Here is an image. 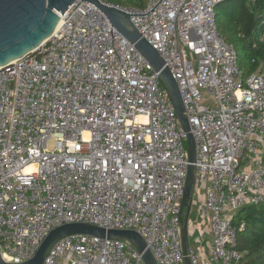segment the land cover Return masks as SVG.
Listing matches in <instances>:
<instances>
[{"label":"built area","instance_id":"built-area-1","mask_svg":"<svg viewBox=\"0 0 264 264\" xmlns=\"http://www.w3.org/2000/svg\"><path fill=\"white\" fill-rule=\"evenodd\" d=\"M130 15L175 79L196 148L198 216L215 264H239L232 214L264 205V72L244 76L219 33L225 0H144ZM30 53L0 66V254L32 258L49 232L83 222L135 230L157 264H209L186 254L181 201L186 134L151 64L91 0H75ZM49 141L53 142L50 149ZM197 228V229H196ZM144 264L129 242L59 239L43 264Z\"/></svg>","mask_w":264,"mask_h":264},{"label":"water","instance_id":"water-1","mask_svg":"<svg viewBox=\"0 0 264 264\" xmlns=\"http://www.w3.org/2000/svg\"><path fill=\"white\" fill-rule=\"evenodd\" d=\"M91 1L100 8L111 25L134 44L151 64L162 86L168 92L180 127L186 134L188 169L180 211L181 240L183 253L186 254L189 244L188 220L195 193L196 148L177 83L157 51L134 27L129 14L95 0ZM74 2L75 0H0V66H5L41 46L56 31L60 21L59 14L64 13ZM72 234H90L127 241L141 254L144 264H157L145 240L135 230H106L83 222L66 223L52 229L32 258L13 263L5 261L0 254V264H43L53 245L59 239ZM185 260L186 264H190L187 257Z\"/></svg>","mask_w":264,"mask_h":264},{"label":"trees","instance_id":"trees-1","mask_svg":"<svg viewBox=\"0 0 264 264\" xmlns=\"http://www.w3.org/2000/svg\"><path fill=\"white\" fill-rule=\"evenodd\" d=\"M105 1L132 7L144 4V0ZM237 1L241 2L238 13L234 6ZM215 11L217 29L237 52L243 75L246 77L259 69L264 72V0L248 3L225 0ZM195 207L193 204L190 219L199 222ZM231 224L237 229L236 248L242 254L239 264H264V205L248 204L239 208L232 214Z\"/></svg>","mask_w":264,"mask_h":264},{"label":"crops","instance_id":"crops-1","mask_svg":"<svg viewBox=\"0 0 264 264\" xmlns=\"http://www.w3.org/2000/svg\"><path fill=\"white\" fill-rule=\"evenodd\" d=\"M196 224H197V223H196ZM205 225H206V224H205ZM197 228H198V230H199V225H198ZM197 228H196V229H197ZM198 230L195 232L193 238L190 239V242H191V244H193L195 247L199 248L200 250H202V251L205 253L206 259H207V261H208L209 264H215V263L211 260V258L209 257V252H208V251H209V245H210V242H211V235H210V233H209V230L206 229L207 232H206V234L204 235V238L201 237V236L198 234V233H199ZM199 237L201 238L200 243H195V241L198 240ZM196 242H197V241H196ZM61 264H66V263H64V262L62 261Z\"/></svg>","mask_w":264,"mask_h":264},{"label":"rangeland","instance_id":"rangeland-1","mask_svg":"<svg viewBox=\"0 0 264 264\" xmlns=\"http://www.w3.org/2000/svg\"><path fill=\"white\" fill-rule=\"evenodd\" d=\"M249 2V0H245V3H248ZM239 3H241L240 1H237V2H235V4H234V6L236 7V13H238L239 12V10H240V8H241V6H240V4ZM220 12H224L223 10L221 11L220 10ZM222 18L224 17V15H220ZM49 147H50V149H52L53 148V142L52 141H49ZM193 198H194V200L196 201V203H197V205L200 203V197H199V195L197 194V193H194V196H193ZM196 205V204H195ZM197 205H196V207H195V209H196V214L198 213V211H197ZM197 223V225H199V235L201 236V237H203L204 238V235L206 234V232H207V230L206 229H208L207 228V226L205 225V224H203L204 222H202V221H199V222H196ZM197 241V242H196ZM195 241V243H200V241H201V238L199 237L198 238V240H196ZM62 263V262H61Z\"/></svg>","mask_w":264,"mask_h":264},{"label":"bare ground","instance_id":"bare-ground-1","mask_svg":"<svg viewBox=\"0 0 264 264\" xmlns=\"http://www.w3.org/2000/svg\"><path fill=\"white\" fill-rule=\"evenodd\" d=\"M60 25H61V21H59L56 30L60 27Z\"/></svg>","mask_w":264,"mask_h":264}]
</instances>
